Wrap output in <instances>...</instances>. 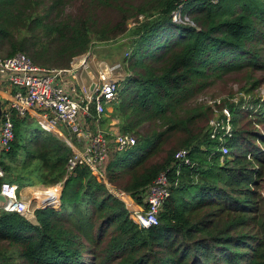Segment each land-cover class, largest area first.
<instances>
[{
  "label": "trees",
  "instance_id": "obj_1",
  "mask_svg": "<svg viewBox=\"0 0 264 264\" xmlns=\"http://www.w3.org/2000/svg\"><path fill=\"white\" fill-rule=\"evenodd\" d=\"M67 2L0 0V57L22 52L66 69L94 42L128 36L130 76L112 116L136 144L116 151L108 182L141 204L178 150L189 148L194 166L170 172L159 223L143 228L88 166L68 172L72 149L63 138L15 117L0 186L63 183V190L60 207L53 208L58 194L53 207L36 209V222L0 209V264H264V132L250 127L251 116L264 126V101L253 115L242 100L225 104L234 135L223 162L207 131L213 106L196 102L250 67L244 88L261 84L253 70L264 68L256 48L264 42V0H91L78 13ZM179 11L183 18L174 19Z\"/></svg>",
  "mask_w": 264,
  "mask_h": 264
},
{
  "label": "built area",
  "instance_id": "obj_2",
  "mask_svg": "<svg viewBox=\"0 0 264 264\" xmlns=\"http://www.w3.org/2000/svg\"><path fill=\"white\" fill-rule=\"evenodd\" d=\"M177 16H181L179 12L175 13L174 19L181 20ZM77 58L70 68L60 69L38 65L22 52L0 57V82L10 84L14 90L3 104L0 150L7 151L11 147L15 137V117L25 118L36 110L40 114L41 127L62 134L72 149L69 173H73L78 165L88 166L104 180L110 192L123 198L141 227L158 225L159 214L171 195L173 182L170 172L176 169L179 174L181 166H194L191 150L182 148L177 151L172 166L145 188L141 204L132 198L129 202L123 194L122 197L106 177L111 136L118 150L134 146L136 138L121 133L117 117L112 116V123L105 124V114L118 102L123 83L130 73L126 72L121 61L110 63L89 54ZM209 104L213 106V115L207 131L210 138L216 141L223 162L230 154L228 141L234 135L233 116L229 107H219L220 100L210 101ZM62 128L69 134H65ZM5 176L6 172L0 166V178ZM0 194L6 197L0 209L20 213L36 222L35 211L41 206L34 205L38 201L35 194L26 198L19 186L8 180L2 181Z\"/></svg>",
  "mask_w": 264,
  "mask_h": 264
},
{
  "label": "rangeland",
  "instance_id": "obj_3",
  "mask_svg": "<svg viewBox=\"0 0 264 264\" xmlns=\"http://www.w3.org/2000/svg\"><path fill=\"white\" fill-rule=\"evenodd\" d=\"M84 8H91V0H68V2H67V11L68 12L78 13L79 11H82ZM108 13L109 14H107V15L113 17L112 15H110V12H108ZM179 13L181 14L180 11H179ZM177 17L181 18V19L183 18L182 15L177 16ZM184 17H186V16H184ZM263 32H264V29H263ZM263 36H264V34H263ZM130 45H131V40L129 39L128 36H125L123 38L118 37V38H116L114 40H110V41L94 42L92 44L90 50L85 55L89 54L91 56H96L100 60L102 59V60L108 61L110 63L121 61L123 64H125L124 67H125L126 72L129 73V70L127 68L128 63H127V61H125V58L131 52ZM256 48H257L258 53L260 55V58H259L260 63L264 64V42L257 43ZM0 55H2V54L0 53ZM76 60H78L77 57L74 59V61H76ZM251 69H252V67H250L249 70H244L243 72L235 73V74H231V75L226 76L223 80L218 81L214 86L210 87L207 90V92L200 95V97L196 100V102L197 103H204L205 105H210L209 104L210 101L220 100L221 105L225 106V104L227 105L231 102H240L242 100L243 101V106H242L243 110H245V111H248L249 109L253 110V112H251V114L253 115V113H255L259 110V108L262 104L261 101H264V68L261 70H256V69L253 70V71H255V73H254L255 78L260 79L261 84L255 89V91L248 92L246 90V88H244V85L249 84L248 87H250L251 84L249 82H247V79L244 80L241 77H242L244 72L250 71ZM85 77L87 78V74H85ZM124 83H123V85H124ZM256 100H258L259 103ZM113 112H114V109L110 108V110L108 112H106V114H105V119L110 118V116H112ZM251 118L253 120V123H252L253 125H251L250 127L255 128L256 130H259L261 133H263L264 132L263 124L258 123L255 120L254 116H251ZM248 120H249V118H248ZM246 122H247V120H244V123H246ZM38 124H39L38 121L34 123V125H38ZM106 126H108V125H106ZM62 130L65 134H67V135L69 134L65 128H62ZM111 141L112 142L110 144V149H109V154H108L109 156H108L107 161H106L107 162L106 166L108 165V162L112 160V158L114 157V154L118 150L115 143H114V137L113 136H111ZM258 144H260L262 146L261 143L258 142ZM154 160H155V158L153 159V161ZM58 186L62 187L63 184H60ZM51 187H52L51 188L52 190L54 189L53 191H51L49 189V187H47V186L39 185V189H41V190L46 189V191H47L44 193L45 196L42 194V197L44 196L43 202H44V199L46 198L47 195L50 196L51 193H52V195H54L56 189H57V192L55 194L56 198L58 197V194L61 193L58 187H53V186H51ZM116 190L118 191V193L121 196L123 194L124 196H128L130 199L132 198L134 200V198L131 197L130 194H127V193H125L119 189H116ZM260 191L264 193V188H261ZM31 196H33V195H31ZM43 202H41V203H43ZM36 204H38V202H35L34 205L37 206ZM54 205L56 206L55 208L58 209L60 207L59 206V200L56 203H54ZM129 207H130V205H129Z\"/></svg>",
  "mask_w": 264,
  "mask_h": 264
},
{
  "label": "crops",
  "instance_id": "obj_4",
  "mask_svg": "<svg viewBox=\"0 0 264 264\" xmlns=\"http://www.w3.org/2000/svg\"><path fill=\"white\" fill-rule=\"evenodd\" d=\"M14 90H13V88H12V86L10 85V84H7L6 82H0V96L2 97V98H4L5 100H7L9 97H10V95H11V92H13ZM110 110V109H109ZM108 110V111H109ZM28 117L29 118H31V120H35L36 122L38 121V123L40 124V126H41V120H40V114H39V112L38 111H36V110H33V111H31L29 114H28ZM114 117V116H113ZM112 116H110V118H106L105 119V124L107 123V124H109L110 122H111V120H112V118H113ZM112 123V122H111ZM119 125H120V123H119ZM108 126H110V125H108ZM45 130V129H44ZM47 131V130H46ZM48 132H51V131H48ZM52 133H55V134H57V135H59L60 137L61 136H63L62 134H59V133H57V132H52ZM65 140V139H64ZM66 141V140H65ZM67 143V142H66ZM70 147V146H69ZM2 153V150H0V154ZM63 184V183H62ZM39 185L40 184H38V185H34V186H26V187H24V188H22V189H20L21 190V194L23 195V196H25L26 198H30L31 197V195H34V193H36L35 192V190H37V189H39ZM58 185H60V184H57V185H55V186H53V187H58L59 188V190H60V199H61V195H62V190H63V186L61 187V186H58ZM52 187H49V189L52 191V189H51ZM30 189V190H29ZM46 190V189H45ZM28 192V193H27ZM32 192V193H31ZM45 192H47V191H45ZM42 194H44V192L43 193H41L39 196H42ZM36 196V195H35ZM54 195H52V193H51V195H50V197H51V199H52V197H53ZM54 199H56V197L54 198ZM59 199V204L61 203V200ZM44 202H46V200L44 201ZM43 202V203H44Z\"/></svg>",
  "mask_w": 264,
  "mask_h": 264
},
{
  "label": "bare ground",
  "instance_id": "obj_5",
  "mask_svg": "<svg viewBox=\"0 0 264 264\" xmlns=\"http://www.w3.org/2000/svg\"><path fill=\"white\" fill-rule=\"evenodd\" d=\"M30 190V189H29ZM45 191L46 190H41V189H37V190H35V192L36 193H34L36 196V198H37V202H38V204L40 205V206H43L44 204H46V203H48V202H52L53 200H55V199H51V197L49 196V195H47L46 196V199H44V200H46V202H44L43 204L41 203V202H43V198H44V196L42 197V196H39L41 193H45ZM53 191V190H52ZM28 193V192H27ZM32 193V192H31ZM53 198V197H52ZM126 200H128L129 202H131V199L129 198V197H127V196H125L124 197ZM53 203H48L47 205H52Z\"/></svg>",
  "mask_w": 264,
  "mask_h": 264
},
{
  "label": "water",
  "instance_id": "obj_6",
  "mask_svg": "<svg viewBox=\"0 0 264 264\" xmlns=\"http://www.w3.org/2000/svg\"><path fill=\"white\" fill-rule=\"evenodd\" d=\"M4 102H5V99L0 96V121H1V116H2V112H3ZM61 138L65 139L64 136H61ZM3 202H6V197H4L2 194H0V206L2 205ZM60 205H61V203L59 204V206ZM43 207H53V206L48 205V206H41L39 208H43ZM53 208H55V207H53Z\"/></svg>",
  "mask_w": 264,
  "mask_h": 264
}]
</instances>
